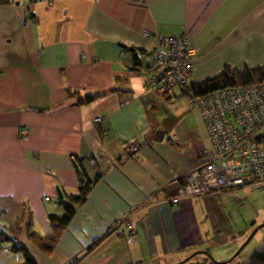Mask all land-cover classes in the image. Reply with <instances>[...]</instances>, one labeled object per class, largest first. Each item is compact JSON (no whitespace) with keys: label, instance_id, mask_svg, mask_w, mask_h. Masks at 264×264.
I'll return each instance as SVG.
<instances>
[{"label":"crops","instance_id":"crops-1","mask_svg":"<svg viewBox=\"0 0 264 264\" xmlns=\"http://www.w3.org/2000/svg\"><path fill=\"white\" fill-rule=\"evenodd\" d=\"M145 31L190 35V84L226 66H264V0L0 5V233L11 239L0 243V264L24 262L14 244L37 264L198 263L236 239L233 228H222L231 193L166 203L210 143L198 110L178 88L146 92L155 40ZM87 96L97 98L79 103ZM98 115L101 125L94 123ZM172 137L177 145L169 144ZM134 144L141 149L127 158ZM81 169L100 177L46 255L26 226L51 234L49 217L65 214L69 196L79 193ZM125 217L123 234L111 230ZM263 247L264 240L255 251Z\"/></svg>","mask_w":264,"mask_h":264},{"label":"built area","instance_id":"built-area-1","mask_svg":"<svg viewBox=\"0 0 264 264\" xmlns=\"http://www.w3.org/2000/svg\"><path fill=\"white\" fill-rule=\"evenodd\" d=\"M143 1L134 0V4ZM144 36L155 40L146 92L157 96L178 88L198 110L210 143L198 152L197 170L187 176L185 184L166 203L177 206L188 197L234 194L243 188L264 191V83L227 87L206 96H195L189 81L195 68L190 35L145 31ZM102 122V115L94 119L95 125ZM178 143L176 137L169 140L171 145ZM140 149L139 144L132 145L126 157L134 156ZM125 223L127 217L115 223L111 230L123 234L121 226Z\"/></svg>","mask_w":264,"mask_h":264},{"label":"trees","instance_id":"trees-1","mask_svg":"<svg viewBox=\"0 0 264 264\" xmlns=\"http://www.w3.org/2000/svg\"><path fill=\"white\" fill-rule=\"evenodd\" d=\"M36 0H29V2H35ZM13 3V0H0V5H6ZM264 83V66L256 67V68H245L243 70L232 69L226 66L223 71L214 76L207 78L203 81L192 83L191 89L195 96L202 97L206 96L212 92H215L219 89L227 88V87H235V86H246L252 84H259ZM97 97L95 96H87L86 98L79 101L82 104H89L96 100ZM79 166V165H78ZM80 168V166H79ZM80 186H79V193L77 195H70L69 196V203H65V214L62 216H54L51 215L49 217L50 223L52 226V232L48 237H41L39 236L31 227L30 222H28L26 226V231L29 239L37 245L46 255H51L55 249L57 241L61 236L62 231L65 227L69 224L72 217L76 212V208L82 205L87 196L93 187V185L98 181L100 176H97L95 179H90L84 173L83 169L80 171ZM185 182L183 183V185ZM182 185V186H183ZM61 197L63 196L60 193ZM231 229V228H228ZM4 242H11V239L0 233V243ZM100 242L97 240L94 244L89 248V251L95 248V246ZM11 251L16 253H22L24 256V262L22 264H37V262L33 259V257L29 254L27 249L24 246L13 245L11 247ZM206 258L203 262H198L196 264H229L234 261L233 258L230 261L226 262H219L214 261L211 258L210 251H207ZM190 258L189 260H191ZM188 261V260H187ZM245 264H264V247L259 250L255 251L250 257L248 262Z\"/></svg>","mask_w":264,"mask_h":264},{"label":"rangeland","instance_id":"rangeland-1","mask_svg":"<svg viewBox=\"0 0 264 264\" xmlns=\"http://www.w3.org/2000/svg\"><path fill=\"white\" fill-rule=\"evenodd\" d=\"M230 209L226 207L225 222L222 228H233L235 240H232L229 245L224 247H217L212 250L211 258L216 261L215 257H222L225 255L229 257L223 262L234 261L229 264H245V261L255 252L264 240V191L251 190L249 188L240 189L237 193L231 194ZM245 228H252L247 236H241ZM259 231L254 235L251 241L238 254L242 246L250 238V235L257 229ZM232 232V229H231ZM231 249V250H230ZM230 250L231 256L227 253ZM227 253V254H226ZM200 258L196 260L182 261L176 264H196ZM222 260L220 262H222Z\"/></svg>","mask_w":264,"mask_h":264},{"label":"water","instance_id":"water-1","mask_svg":"<svg viewBox=\"0 0 264 264\" xmlns=\"http://www.w3.org/2000/svg\"><path fill=\"white\" fill-rule=\"evenodd\" d=\"M258 231V228L250 235V238L247 240V242L242 246V248L240 249V251L238 252V254L243 250V248L251 241V239L254 237V235L256 234V232Z\"/></svg>","mask_w":264,"mask_h":264}]
</instances>
